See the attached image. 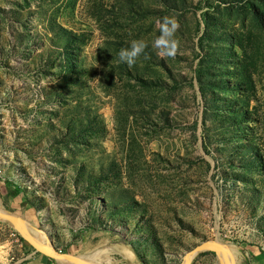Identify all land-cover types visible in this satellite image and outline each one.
<instances>
[{
    "label": "rangeland",
    "instance_id": "1",
    "mask_svg": "<svg viewBox=\"0 0 264 264\" xmlns=\"http://www.w3.org/2000/svg\"><path fill=\"white\" fill-rule=\"evenodd\" d=\"M0 212L54 251L0 264H264V0H0Z\"/></svg>",
    "mask_w": 264,
    "mask_h": 264
},
{
    "label": "clouds",
    "instance_id": "2",
    "mask_svg": "<svg viewBox=\"0 0 264 264\" xmlns=\"http://www.w3.org/2000/svg\"><path fill=\"white\" fill-rule=\"evenodd\" d=\"M177 28L178 23L174 18L164 17L157 21L159 34L153 37L151 46L157 50L159 55L171 56L175 54L177 42L174 39V33ZM146 46V42L143 39L132 40L128 47L121 48L118 51V60L131 66L135 62L136 57L144 51Z\"/></svg>",
    "mask_w": 264,
    "mask_h": 264
},
{
    "label": "water",
    "instance_id": "3",
    "mask_svg": "<svg viewBox=\"0 0 264 264\" xmlns=\"http://www.w3.org/2000/svg\"><path fill=\"white\" fill-rule=\"evenodd\" d=\"M0 217L2 218H5V219H8L9 221L13 222L14 224H16L18 227L22 228V221H20L17 217H15L14 215L12 214H9V213H4V212H0ZM22 232L23 234L29 239V241L31 242V244L39 251L45 253V254H49V255H52L51 253L45 251L42 249V247L37 244L36 242H34L33 238L25 231L22 229ZM207 248H221L220 244L218 242H214V241H208V242H201V243H198L196 244L193 248H191L187 254H186V257L188 255H191L197 251H200V250H203V249H207ZM55 254L57 256L59 255H62L61 253H57L55 252ZM65 256H67L68 258L70 259H78L76 256H72L70 254H64ZM186 264V263H185Z\"/></svg>",
    "mask_w": 264,
    "mask_h": 264
},
{
    "label": "bare ground",
    "instance_id": "4",
    "mask_svg": "<svg viewBox=\"0 0 264 264\" xmlns=\"http://www.w3.org/2000/svg\"><path fill=\"white\" fill-rule=\"evenodd\" d=\"M21 229H23V230H25L31 237H33V238H35V239H37L38 241H40L42 244H44V245H46V246H48V247H50V249L51 250H46V249H44L40 244V246L42 247V249L43 250H45V251H47V252H49V253H54V251H53V249L51 248V245H50V243L48 242V241H46V239L44 238V237H42L40 234H42V233H36L35 231H32V229H30L28 226H24V225H22V228ZM34 240V239H33ZM34 242H36L35 240H34ZM38 244V243H37ZM114 248H109V251L110 250H113ZM118 250V249H117ZM118 251H120V250H118ZM220 251V250H219ZM121 252V251H120ZM222 252V254H223V256H224V258H227V254L228 255H230V252H227V254H226V252H225V250H223V251H221ZM122 253V252H121ZM220 252H218V254H219ZM122 255L124 256V257H127V258H129L130 256H126V255H124L123 253H122ZM188 256H190V255H188ZM187 256V257H188ZM59 258H60V261H64L65 259L62 257V256H60L59 255ZM100 258V256L98 257V259ZM224 258H221L220 257V259L221 260H223ZM100 259H102V258H100ZM103 260V259H102ZM185 262H187V259H186V261Z\"/></svg>",
    "mask_w": 264,
    "mask_h": 264
},
{
    "label": "crops",
    "instance_id": "5",
    "mask_svg": "<svg viewBox=\"0 0 264 264\" xmlns=\"http://www.w3.org/2000/svg\"><path fill=\"white\" fill-rule=\"evenodd\" d=\"M253 255H255V252H252ZM48 257L47 256H36L35 259L33 260V263L35 264H49L51 261L50 260H47ZM264 259H261L260 262H262ZM262 264V263H260Z\"/></svg>",
    "mask_w": 264,
    "mask_h": 264
},
{
    "label": "trees",
    "instance_id": "6",
    "mask_svg": "<svg viewBox=\"0 0 264 264\" xmlns=\"http://www.w3.org/2000/svg\"><path fill=\"white\" fill-rule=\"evenodd\" d=\"M11 194H16V192H12V191H11Z\"/></svg>",
    "mask_w": 264,
    "mask_h": 264
}]
</instances>
